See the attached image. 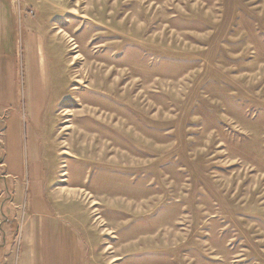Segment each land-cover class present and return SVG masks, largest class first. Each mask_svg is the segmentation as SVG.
<instances>
[{
	"label": "rangeland",
	"instance_id": "rangeland-1",
	"mask_svg": "<svg viewBox=\"0 0 264 264\" xmlns=\"http://www.w3.org/2000/svg\"><path fill=\"white\" fill-rule=\"evenodd\" d=\"M9 4L39 37L44 85L19 47L0 213L14 175L33 189V134L80 264H264V0ZM14 226L0 264L22 257Z\"/></svg>",
	"mask_w": 264,
	"mask_h": 264
},
{
	"label": "crops",
	"instance_id": "crops-1",
	"mask_svg": "<svg viewBox=\"0 0 264 264\" xmlns=\"http://www.w3.org/2000/svg\"><path fill=\"white\" fill-rule=\"evenodd\" d=\"M11 0H0V121L4 124L2 151L8 153L5 143L7 121L10 113L18 108V56L20 59L28 85L43 90L44 78L41 72V48L39 37L30 33L28 20H20L16 24V13L10 6ZM24 18V17H23ZM20 47V48H19ZM19 48V49H18ZM33 55V56H32ZM33 60V61H32ZM35 64H33V63ZM31 88V90H32ZM28 115L34 121L33 102ZM16 120L18 117L16 115ZM35 130V128L33 127ZM33 129L31 131L33 132ZM31 132V133H32ZM30 140L28 157L33 164L32 179L34 181L32 191L25 187L24 179L30 181L27 174L14 175L12 197L15 202L12 207L5 201L0 213V240L8 235L10 227L18 228L16 240L21 243L22 257L16 264H80L81 246L77 232L64 219L62 214L56 211L52 201L48 199V192L44 184V166H37L41 162L36 155L35 143ZM7 158V157H6ZM6 167V163L4 161ZM9 173L6 172V177ZM29 189V187H28ZM5 195V196H4ZM36 199V202H33ZM7 198L5 191L0 192V197ZM15 241V240H14ZM16 242V241H15ZM3 248H7V241H2ZM11 247V245H10ZM12 258L8 257L3 264H12Z\"/></svg>",
	"mask_w": 264,
	"mask_h": 264
}]
</instances>
